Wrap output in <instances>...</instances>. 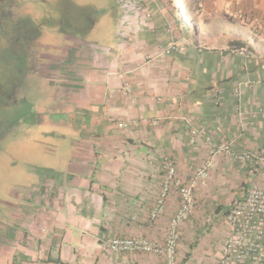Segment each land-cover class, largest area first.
Listing matches in <instances>:
<instances>
[{"label": "crops", "instance_id": "crops-1", "mask_svg": "<svg viewBox=\"0 0 264 264\" xmlns=\"http://www.w3.org/2000/svg\"><path fill=\"white\" fill-rule=\"evenodd\" d=\"M145 4L38 2L34 24L43 29L29 63L40 72V102L30 112L53 160L17 178L14 217L0 228V264H168L164 256L111 253L104 243L164 242L177 193L160 218L148 219L164 157L185 183L211 159L179 229L175 264H216L225 215L252 164L210 157V148L264 152V0Z\"/></svg>", "mask_w": 264, "mask_h": 264}, {"label": "rangeland", "instance_id": "rangeland-1", "mask_svg": "<svg viewBox=\"0 0 264 264\" xmlns=\"http://www.w3.org/2000/svg\"><path fill=\"white\" fill-rule=\"evenodd\" d=\"M39 1L19 0L21 16L10 27H0V228L14 217L10 206L17 178L38 173L53 160L52 143L45 139L46 133H41L39 125L32 124L34 112H30V107L40 102V72L33 69L28 57L29 52L39 50L41 41L38 38L43 23L34 24L36 12L41 9ZM252 179L249 174L245 182L249 184ZM229 183L233 186L238 182L229 178Z\"/></svg>", "mask_w": 264, "mask_h": 264}, {"label": "built area", "instance_id": "built-area-1", "mask_svg": "<svg viewBox=\"0 0 264 264\" xmlns=\"http://www.w3.org/2000/svg\"><path fill=\"white\" fill-rule=\"evenodd\" d=\"M151 1L144 0L145 9ZM174 48V45L170 46L164 54H169ZM221 153L243 165L252 164L251 174L254 178L258 177V180L246 184L243 193L229 206L224 220L228 232L220 247L216 264H264V152L256 155L246 152L237 154L230 152L226 145H220L210 148L209 156ZM210 167L211 159H207L185 183L177 177L174 162L168 157L162 158L164 177L148 219L155 221L164 214L166 201L173 191L179 198V206L169 219L164 242L158 245L143 238H107L104 242L106 249L115 254L164 256L168 264H175L180 239L179 229L192 216L196 207L194 190L198 185L207 182ZM135 219L136 215H133L131 220Z\"/></svg>", "mask_w": 264, "mask_h": 264}, {"label": "flooded vegetation", "instance_id": "flooded-vegetation-1", "mask_svg": "<svg viewBox=\"0 0 264 264\" xmlns=\"http://www.w3.org/2000/svg\"><path fill=\"white\" fill-rule=\"evenodd\" d=\"M20 11L19 0H0V27L14 24ZM32 54L29 52L28 57Z\"/></svg>", "mask_w": 264, "mask_h": 264}, {"label": "trees", "instance_id": "trees-1", "mask_svg": "<svg viewBox=\"0 0 264 264\" xmlns=\"http://www.w3.org/2000/svg\"><path fill=\"white\" fill-rule=\"evenodd\" d=\"M236 44H238V45H240V46H244V45H246V43L245 42H242V41H232L231 42V45L233 46V45H236Z\"/></svg>", "mask_w": 264, "mask_h": 264}]
</instances>
